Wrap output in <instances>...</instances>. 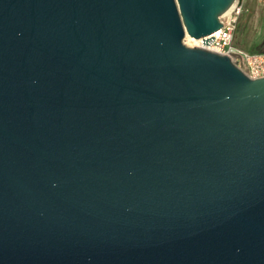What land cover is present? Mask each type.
<instances>
[{
  "label": "water",
  "instance_id": "obj_1",
  "mask_svg": "<svg viewBox=\"0 0 264 264\" xmlns=\"http://www.w3.org/2000/svg\"><path fill=\"white\" fill-rule=\"evenodd\" d=\"M235 1L0 0V264H264V76L182 41Z\"/></svg>",
  "mask_w": 264,
  "mask_h": 264
},
{
  "label": "built area",
  "instance_id": "obj_2",
  "mask_svg": "<svg viewBox=\"0 0 264 264\" xmlns=\"http://www.w3.org/2000/svg\"><path fill=\"white\" fill-rule=\"evenodd\" d=\"M263 1L256 0V3L260 5ZM244 4L245 0H242L240 4L235 1L221 20V27L208 35H213L214 39L209 44H204L201 41L202 38H198L199 41L196 46L228 55L251 78L262 77L264 76V50L249 51L233 43L234 31L239 17L243 11H247Z\"/></svg>",
  "mask_w": 264,
  "mask_h": 264
},
{
  "label": "rangeland",
  "instance_id": "obj_3",
  "mask_svg": "<svg viewBox=\"0 0 264 264\" xmlns=\"http://www.w3.org/2000/svg\"><path fill=\"white\" fill-rule=\"evenodd\" d=\"M262 4L258 5L256 0L245 1L244 7L247 8V11L241 13L233 39V43L239 45L243 49H254L252 43L254 42V39H256L258 31L255 22L258 19ZM196 39L198 40V38ZM182 41L188 46H196V43H198V41H193L185 37V35L182 38Z\"/></svg>",
  "mask_w": 264,
  "mask_h": 264
},
{
  "label": "crops",
  "instance_id": "obj_4",
  "mask_svg": "<svg viewBox=\"0 0 264 264\" xmlns=\"http://www.w3.org/2000/svg\"><path fill=\"white\" fill-rule=\"evenodd\" d=\"M255 24L258 29L257 37L256 39H254V42L252 43L254 49H250V50H264V2L262 4L261 10L259 11L258 19L256 20Z\"/></svg>",
  "mask_w": 264,
  "mask_h": 264
},
{
  "label": "bare ground",
  "instance_id": "obj_5",
  "mask_svg": "<svg viewBox=\"0 0 264 264\" xmlns=\"http://www.w3.org/2000/svg\"><path fill=\"white\" fill-rule=\"evenodd\" d=\"M231 7H232V5L227 10H225L222 14H220V16H219L220 20H222L225 17V15L228 13V11L231 9ZM185 37H187L193 41H199L196 38L189 36L188 34H185Z\"/></svg>",
  "mask_w": 264,
  "mask_h": 264
},
{
  "label": "trees",
  "instance_id": "obj_6",
  "mask_svg": "<svg viewBox=\"0 0 264 264\" xmlns=\"http://www.w3.org/2000/svg\"><path fill=\"white\" fill-rule=\"evenodd\" d=\"M250 51H259V50H250Z\"/></svg>",
  "mask_w": 264,
  "mask_h": 264
}]
</instances>
